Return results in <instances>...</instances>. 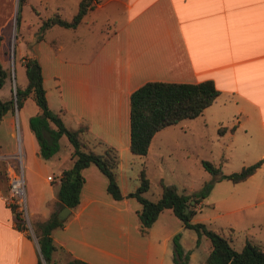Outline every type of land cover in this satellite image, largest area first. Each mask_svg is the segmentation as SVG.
Here are the masks:
<instances>
[{
  "label": "crops",
  "instance_id": "0c3cea01",
  "mask_svg": "<svg viewBox=\"0 0 264 264\" xmlns=\"http://www.w3.org/2000/svg\"><path fill=\"white\" fill-rule=\"evenodd\" d=\"M13 1L3 0L0 12V62L7 71L0 86L1 100L9 98L15 86L26 84V80L17 84L15 76L11 82L8 70ZM90 11L96 14L89 17ZM49 28L39 39L34 28L23 41L19 61L24 66L26 57L37 59L48 107L66 126L86 124L82 137L90 148L100 151L101 144H94L97 141L115 148L116 177L123 195L112 198L98 168L94 164L83 167L78 203L69 208L63 224L51 230L52 241L91 264H176L171 238L179 232L182 249L189 250L187 264H207L204 259L211 245L201 252L203 234L195 244L196 233L190 235L192 243L184 245L183 231L191 228L184 227L180 219L175 221L170 208L158 212L146 233L138 230L136 210L140 204L125 196L135 188L137 178L132 189L125 190L117 168L124 158L135 162L138 171L145 166L154 137L166 145L164 138L170 131L163 130L168 125L156 130L145 154L132 153L128 147L129 93L147 80L209 79L218 93L194 117H200L205 127L210 123L216 129L220 126L219 136L228 138L230 146L246 155L244 165L264 156V0H99L71 28L69 52L60 39L46 36ZM37 112L38 106L27 96L20 107L5 111L0 118V264H35L38 255L36 238L23 223L16 226L10 205L1 198L8 191V164L17 169L13 148L16 128L22 141L29 220L43 221L63 206L56 197L57 182L61 170L71 164L72 146L61 143L62 134L56 152L63 147V154L54 156L55 160L49 157L56 152L40 157L27 121ZM48 174L52 179L46 178ZM234 184L217 200L225 208L223 212L199 217H192L193 213L191 221L207 223L221 235L216 226H227L231 233L242 224L248 232L250 226L264 223V160ZM245 240L257 245L260 241L253 235L243 243Z\"/></svg>",
  "mask_w": 264,
  "mask_h": 264
},
{
  "label": "trees",
  "instance_id": "16d2710c",
  "mask_svg": "<svg viewBox=\"0 0 264 264\" xmlns=\"http://www.w3.org/2000/svg\"><path fill=\"white\" fill-rule=\"evenodd\" d=\"M99 0H79L75 12L68 18L57 14L41 20L37 29V39L41 37L45 28L57 24L63 27H75L86 11ZM24 0H17L16 21L18 11ZM26 84L20 88L15 86L13 93L5 100L0 99V118L7 110L21 106L23 100L30 96L38 106V112L27 119L42 158H48L58 150V138L64 134L72 146L71 164L63 168L57 182L56 197L61 205L73 208L79 200V191L83 182L81 169L88 164H94L105 176V190L114 199L123 195L120 192L116 166L118 155L114 147L101 141V150L95 151L87 145L82 135L87 131V125L80 123L76 127L66 126L58 113L52 111L46 102L42 74L39 62L35 57L24 59ZM7 71L0 62V86L4 82ZM218 90L209 79L198 82H174L163 80H147L136 86L129 93V150L135 154H145L152 134L180 119L198 115L202 109L210 104ZM52 124V125H51ZM217 132L221 127H217ZM264 160V156L255 161L241 165L237 170L222 173L212 162L201 159L203 168L209 172L211 179L205 181L198 193L178 191L173 183L160 181V194L156 199H149L143 195L149 186L144 164L137 171V185L125 194L134 197L140 204L136 210L138 230L144 234L158 212L163 208H170L172 213L180 219L182 225L191 228L196 233L195 244L201 234L210 241V249L204 259L207 264H264V248L245 240L239 250L234 249L228 240L217 231L207 227L203 222L191 221L194 213V202L199 200L210 188L213 180L228 179L238 182L247 178ZM17 227H21L17 212L10 206ZM64 219L56 216L52 211L43 221L30 223L36 236L38 255L35 264H91L83 259L71 256L62 246L52 241L51 230L63 224ZM179 232L172 235V260L176 264H187L189 250H183L179 241ZM61 254L66 255L65 258Z\"/></svg>",
  "mask_w": 264,
  "mask_h": 264
},
{
  "label": "rangeland",
  "instance_id": "374dc122",
  "mask_svg": "<svg viewBox=\"0 0 264 264\" xmlns=\"http://www.w3.org/2000/svg\"><path fill=\"white\" fill-rule=\"evenodd\" d=\"M78 1L79 0H24L23 4L19 7L17 21V0L13 1L14 8L9 23L8 33V56L9 61H11L8 70L10 72L11 82L13 81L12 76H15L14 81H16L17 84L23 83L26 80L24 66L21 65L19 61V50L24 46L23 41H26L31 36L34 32V28L38 29L41 20L46 17L57 14L62 18L68 19L75 12ZM2 5L3 0H0V12L2 11ZM95 14L96 11H90L88 16H94ZM70 34L71 28L57 24L50 25V28L46 31L47 37L58 38L62 41V44L65 45L64 49L66 52H69ZM13 70L15 71V75L13 74ZM199 119L200 117L198 116L183 118L174 124L164 127L163 130L170 131L169 136L164 138L166 145H164V143L161 144L162 139L159 140L157 137H154L144 162L149 180L148 189L144 194L145 197L149 199L158 197L160 193L159 180H161L162 183L175 184L178 191L198 193L204 182L211 179L209 172L201 165V159L212 162L219 167L220 171L230 172L237 170L240 165H244L242 162L245 160L246 155L240 149L230 146L228 138L219 136L216 128L211 127V123L205 127L201 124ZM19 137V146L22 154L20 133ZM64 142L69 144L65 137L62 136L61 143L65 144ZM16 143L15 138L13 145L14 153L16 151ZM94 144H97V142H94ZM59 151L60 153L56 152L55 155L53 154L49 159L55 160L54 156L61 155V153L63 154L64 148L62 147ZM123 160L124 158L121 161V163H123L117 168V171L122 182V187L125 190H131L137 174L136 164L135 162L130 163ZM51 171L52 170H48V173ZM232 184H234V182L228 179L222 178L213 180L207 192L199 197L200 202H194L195 211L192 217L210 216L217 212H223L225 208H222L217 203V200L230 192ZM255 207L257 208L258 205ZM27 213L29 219L30 213L28 206ZM169 214H171L170 216L175 221L179 222V219L175 215L172 213ZM28 222L32 224L34 221L30 219ZM206 225L212 228L209 224L206 223ZM263 226V222L254 224L250 226L248 232L246 229L242 228V224H240L238 228H233L231 233L227 226H216L215 229L220 230L226 238L230 239V245L234 249L239 250L243 240L252 235L254 237L257 236L260 240L258 244L264 248ZM26 227L30 234L36 238L31 226ZM183 232L182 243L184 245L192 243L190 235L195 234L194 230L185 229ZM209 246V239L202 235L199 250L205 252L208 250ZM197 255H195V258H197ZM61 256L63 258L66 257L64 254H61ZM60 264H62V262Z\"/></svg>",
  "mask_w": 264,
  "mask_h": 264
},
{
  "label": "built area",
  "instance_id": "2783aa9c",
  "mask_svg": "<svg viewBox=\"0 0 264 264\" xmlns=\"http://www.w3.org/2000/svg\"><path fill=\"white\" fill-rule=\"evenodd\" d=\"M16 137V162H17V169L14 170L11 164H8L5 172L7 178V188L8 191L6 194H3L1 198L6 202V204L13 206L14 210L17 212L19 218L21 219V223L26 226H30L28 213H27V203L25 198V191H24V182L22 176V163H21V150L19 146V132L16 130L15 132ZM48 180L52 179V175H46Z\"/></svg>",
  "mask_w": 264,
  "mask_h": 264
},
{
  "label": "water",
  "instance_id": "95a60500",
  "mask_svg": "<svg viewBox=\"0 0 264 264\" xmlns=\"http://www.w3.org/2000/svg\"><path fill=\"white\" fill-rule=\"evenodd\" d=\"M69 208L65 205H63L57 212H56V216L59 219H64V217L66 216V214H68L69 212Z\"/></svg>",
  "mask_w": 264,
  "mask_h": 264
}]
</instances>
